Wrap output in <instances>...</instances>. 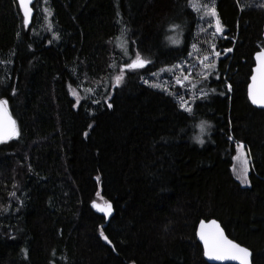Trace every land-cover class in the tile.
Wrapping results in <instances>:
<instances>
[{
	"label": "trees",
	"instance_id": "16d2710c",
	"mask_svg": "<svg viewBox=\"0 0 264 264\" xmlns=\"http://www.w3.org/2000/svg\"><path fill=\"white\" fill-rule=\"evenodd\" d=\"M239 3L216 0V49L233 51L189 115L144 83L195 43L186 0H37L27 27L16 0H0V99L20 132L0 144V264H208L195 231L212 219L264 264V112L246 94L264 9ZM136 53L151 63L112 86ZM238 142L249 187L232 174ZM93 201L112 204L107 223Z\"/></svg>",
	"mask_w": 264,
	"mask_h": 264
},
{
	"label": "snow or ice",
	"instance_id": "6c2138e0",
	"mask_svg": "<svg viewBox=\"0 0 264 264\" xmlns=\"http://www.w3.org/2000/svg\"><path fill=\"white\" fill-rule=\"evenodd\" d=\"M19 9L22 11V23L24 27H27L30 24L32 18L33 8L30 5H33L36 0H16ZM237 7L240 11H243L244 8L241 7L239 0H236ZM258 7L264 9V0H260V3L257 5ZM186 7L190 8L193 12L199 14L200 20H206L209 24L210 28H214V31L211 33V40L205 41L210 46V51L205 50L202 55L199 57V65L201 67V71H199L198 75L200 76V82L206 81L216 68L215 59H210V57H219L221 56V52L216 50V44L213 43L218 36H220L224 32V27L219 17V13L216 7V0H186ZM247 7H252L251 4H248ZM45 12H48V9H45ZM170 29L173 32H176L179 35L178 30L181 29V25L178 23H173L170 26ZM200 32H206L208 29L201 27L199 29ZM54 39H58L59 37L54 34ZM119 40L120 38L117 37ZM171 43L174 45H179L181 41L179 39H172ZM52 41L50 40L49 43ZM192 49L200 51L197 48V44L193 43L191 45ZM125 55H127V49L123 50ZM225 53H230L233 51L232 48H226L223 50ZM188 56H193V52H188ZM255 66L252 69V74L250 76L251 82L247 86V95L248 99L251 101L253 105L264 108V46H260L259 50L254 53ZM151 63L148 59L141 58L139 53H136L135 59H132L130 63H125L120 68V74L115 76V80L117 84L122 82L124 78V70H135L139 68L145 67V65ZM175 69H181L180 64L172 65L170 68H161V72H171L173 75V79L175 86H180L181 89H184L189 93L187 99L185 96L179 92H171L167 88H162V91H165L168 95L174 97L177 100V106L183 111L188 113L189 115L193 114L192 105L195 103L197 99H206L207 93L204 92L203 88L198 90V93L193 91L196 89V84L192 83L191 74L192 72L197 70V66L193 65L188 69H181L180 74L175 73ZM185 71L187 74H185ZM155 75V73L153 74ZM146 84L147 80L144 81ZM187 82V83H186ZM152 87H158V85L153 84ZM190 86V87H189ZM227 90H232V85H226ZM73 91V95H76L75 90ZM88 91H92L88 89ZM212 91H215L213 89ZM220 95H224V92H221ZM79 97L77 96V102H79ZM95 102V101H94ZM108 107L111 108L112 105L108 104ZM205 122H202V125ZM89 128L92 125H88ZM20 132L17 128L16 121L12 118L8 111V100L0 99V144H5L8 141L19 137ZM87 135V133H85ZM231 140L232 137L229 136ZM197 142L203 144L204 141L197 138ZM237 151L240 152L243 150V145L239 142L237 143ZM235 159V157H234ZM245 165L247 164V160L244 161ZM238 179H241L242 183H247V167L243 170L242 178L238 176ZM97 181H99V177H97ZM9 195L15 196V193H10ZM99 196V193H97ZM101 199H103L101 197ZM92 207L95 208L98 212L104 214L105 217H108L112 213V204L108 201H104L102 204L97 203L96 201L92 202ZM7 211V209H4ZM196 235L199 238V241L203 245V256L208 260L214 261H234L236 264H252L251 257L252 253L250 252L248 247L241 246L239 243L234 242L229 239L225 234L224 230L220 227L216 220H210L207 223L204 220H200L199 227L196 230ZM100 236L109 244L111 241L104 234V231L100 232Z\"/></svg>",
	"mask_w": 264,
	"mask_h": 264
},
{
	"label": "rangeland",
	"instance_id": "374dc122",
	"mask_svg": "<svg viewBox=\"0 0 264 264\" xmlns=\"http://www.w3.org/2000/svg\"><path fill=\"white\" fill-rule=\"evenodd\" d=\"M196 14L198 16L199 24H198V27L196 29V35L197 36H195L196 37L195 43L197 44V48L200 51L198 52L197 50L192 49L191 46H190L189 52L190 51L193 52V56L190 57V56L187 55V57L184 60H182V61H180V62H178L176 64H180L181 65V69H184V70L188 69L189 67H191L193 65L197 66V70L192 72V74H191V79H192V83L196 84V89H194L193 91L198 93V90L200 88L204 87L203 83L200 82V76L198 75L199 71L202 70L200 65H199V57H200V55H202L204 53L205 50L210 51V46L205 41L212 39L211 33L214 31V28H210L208 22L206 20H200L199 19V14L198 13H196ZM201 27H204V28L208 29V31L200 32L199 29ZM174 36H175L174 32H171L170 35H169V37H171L172 39L174 38ZM218 38H223V33L220 36H218L215 40H213V43H215ZM177 39H179V38L177 37ZM180 41H181V43H180V45H181L182 44V39ZM125 44H126V36L123 35V36L120 37V39L117 42V46L122 52H124L123 50L125 49ZM174 46H176V45H174ZM216 50L221 52V56H219V57H214V56L210 57V59H215V61H217L221 57H224V54H226L222 50H218V49H216ZM132 59H135V56L131 57V59L129 60V63L131 62ZM122 66H123V64L119 66V69ZM170 67L171 66L165 67V68H170ZM139 69H141V68H139ZM181 69H175L174 71H175L176 74H180ZM154 73H155V75H153ZM154 73H152L151 75H148V76L145 77L144 81L145 80L148 81L147 85L151 86L153 84H156V85H158V87H152V86L151 87L156 89V90H160V91H162L161 90L162 88H167L171 92H174V93L175 92H179V93L183 94L185 96V98L187 99V97L189 95L188 92H186L184 89H181L180 86H178V85L175 86V88H173V85L175 84V81L173 79V75H172L171 72H167V71L161 72L160 70H158V71H156ZM119 74H120V70L116 74H114L112 76L111 82H110L112 86L117 85V82L115 80V76L119 75ZM185 74H187L186 71H185ZM177 89H179V91H176ZM205 89L203 88L204 92H207ZM72 90L73 89H70V95L73 98L77 99V96H78L77 92L75 91L76 95H73V91ZM162 92L167 94L165 91H162ZM197 138L200 139L201 136L198 135ZM236 146H237V144H235V156H234L235 159L233 157L232 174H233L234 178L240 183V185L242 187H249L248 175H249V172H250V164H249L247 151H246V149H245V147L243 145V150L238 152ZM245 160H247V164L246 165L244 163ZM245 167H247V183H242L241 179H238V176L242 178L243 170H244Z\"/></svg>",
	"mask_w": 264,
	"mask_h": 264
},
{
	"label": "water",
	"instance_id": "95a60500",
	"mask_svg": "<svg viewBox=\"0 0 264 264\" xmlns=\"http://www.w3.org/2000/svg\"><path fill=\"white\" fill-rule=\"evenodd\" d=\"M37 1V0H36ZM35 4V3H34ZM33 4V5H34ZM33 5H30V7H32L33 8ZM21 13H22V11H21ZM23 15V14H22ZM32 16H33V12H32ZM262 40H263V42H264V26H263V32H262ZM253 63H254V65H253V67L255 66V59H254V56H253ZM253 67H252V69H253ZM251 74H252V70H251ZM251 76V75H250ZM251 82V80H250V78H249V82H248V84ZM248 86V85H247ZM246 94H247V88H246ZM247 98H248V95H247ZM248 101L250 102V104L254 107V108H256V109H258V110H261V111H263L264 112V108H261V107H258V106H256V105H253L252 103H251V101L248 99ZM100 204H102V203H100ZM94 209V211L96 212V213H98V214H100L101 216H103V217H105L104 216V214L103 213H101V212H98L95 208H93ZM112 213H113V210H112ZM112 213H111V215H112ZM111 215L110 216H108V217H105V221H106V223L109 221V219H110V217H111ZM212 220H214V219H212ZM205 221V220H204ZM208 221H210V220H207V221H205L206 223L208 222ZM218 223V222H217ZM219 224V223H218ZM220 225V224H219ZM198 227H199V223L197 224V227H196V230L198 229ZM221 227V226H220ZM222 228V227H221ZM223 229V228H222ZM224 234H225V232H224ZM195 235H196V231H195ZM226 235V234H225ZM227 236V235H226ZM228 237V236H227ZM229 238V237H228ZM196 239H197V242L200 244V246H201V248H202V253H203V245H202V243L199 241V238L197 237V235H196ZM230 239V238H229ZM235 242V241H234ZM251 252V251H250ZM203 258H204V260H205V262L206 263H208V264H236V262H234V261H214V260H208L206 257H204L203 256ZM251 259V261H252V257L250 258Z\"/></svg>",
	"mask_w": 264,
	"mask_h": 264
}]
</instances>
